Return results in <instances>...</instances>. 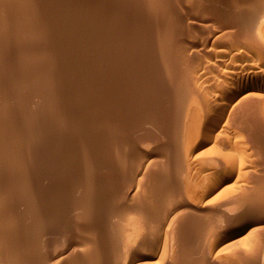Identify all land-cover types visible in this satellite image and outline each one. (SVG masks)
<instances>
[{
	"label": "rangeland",
	"instance_id": "rangeland-1",
	"mask_svg": "<svg viewBox=\"0 0 264 264\" xmlns=\"http://www.w3.org/2000/svg\"><path fill=\"white\" fill-rule=\"evenodd\" d=\"M26 262L264 264V0H0V264Z\"/></svg>",
	"mask_w": 264,
	"mask_h": 264
},
{
	"label": "bare ground",
	"instance_id": "bare-ground-1",
	"mask_svg": "<svg viewBox=\"0 0 264 264\" xmlns=\"http://www.w3.org/2000/svg\"><path fill=\"white\" fill-rule=\"evenodd\" d=\"M37 2V1H36ZM63 2V1H62ZM36 4V3H35ZM60 4V3H59ZM86 5V4H85ZM88 5V4H87ZM37 6V5H36ZM65 7V6H64ZM31 9V8H30ZM69 9V8H68ZM57 11V10H56ZM67 11V10H66ZM218 11V10H217ZM67 13H69V11L67 12ZM32 14V13H31ZM30 14V15H31ZM79 17V16H78ZM35 18V17H34ZM33 18V19H34ZM67 19L65 20V23H67L68 25H71L72 27H73V16L71 17H68V15H67V17H66ZM94 18H85V16H84V20H83V22H84V24H83V27H84V30L86 31V33H88L92 38H93V41L94 42H99V41H101L102 42V40H100V35L98 36V27H97V24H96V22L93 20ZM166 19V18H165ZM27 21V20H26ZM39 22V21H38ZM257 23V22H256ZM256 23H254V24H256ZM66 24V25H67ZM62 25V24H61ZM82 25V24H81ZM33 26V25H32ZM78 26V25H77ZM221 26H223V25H221ZM123 27V26H122ZM141 28V27H140ZM216 30V29H215ZM247 30V29H246ZM81 31H82V29H81ZM152 31V30H151ZM84 32V31H83ZM69 33V32H68ZM125 33V32H124ZM144 33V32H143ZM97 35V36H96ZM139 35V34H138ZM135 36V35H134ZM226 36V35H225ZM25 37V36H24ZM119 38H121V37H119ZM99 39V40H98ZM145 39V38H144ZM84 42V41H83ZM104 42V41H103ZM105 43V42H104ZM123 43V42H122ZM100 44H102V43H100ZM256 45V44H255ZM37 47V46H36ZM123 47V46H122ZM31 48V47H30ZM35 48V47H34ZM34 48H32V49H34ZM40 48V47H39ZM38 48V49H39ZM130 48V47H129ZM34 51V50H33ZM40 51V50H39ZM29 63V62H28ZM39 65V64H38ZM248 70V69H247ZM55 75V74H54ZM57 77H59V76H57ZM61 77V76H60ZM53 78V77H52ZM59 82H60V80H58ZM54 84V83H53ZM61 86V85H60ZM65 86V85H64ZM253 87V86H252ZM263 89V88H262ZM261 89V90H262ZM252 90V89H251ZM260 90V89H259ZM235 98H236V96L235 95H233L227 102H225L223 105H222V107H221V109L218 111V115H219V118L220 119H225V118H228L229 117V103L230 102H234L235 101ZM60 104H61V102H60ZM195 108V107H194ZM67 111V110H66ZM69 111H70V108H69ZM72 112V111H71ZM204 116V115H203ZM208 118V117H207ZM206 118V119H207ZM202 119H204V118H202ZM215 119V118H214ZM201 121V120H200ZM203 121V120H202ZM206 121H208V120H206ZM211 121V120H210ZM204 122H205V120H204ZM200 125H201V123H199ZM211 124V123H210ZM202 126V125H201ZM200 127V126H199ZM205 127V126H204ZM200 129H202V128H199V130ZM205 130V129H204ZM215 131H216V129H214ZM213 130V131H214ZM202 131V130H201ZM205 132H207L208 133V130L206 129L205 131H204V133ZM200 133V132H199ZM202 133V132H201ZM209 134V133H208ZM202 134H200L199 136H201ZM204 135H207V134H203V136ZM207 139V138H206ZM223 154V153H222ZM246 158V157H245ZM245 161V160H244ZM231 164H233V163H231ZM52 165V164H51ZM250 167V166H249ZM219 174V175H218ZM218 174H216V176L208 183V185L206 186V189H205V194H209V193H211V192H213L214 190H216L217 188H219V186L221 185V187L223 186H227V184H228V179L230 178V175H231V173H230V171L229 172H226V173H224V175L223 174H221V173H218ZM243 178V177H242ZM235 191V190H234ZM250 205V204H249ZM259 229H261V228H259ZM177 231V230H176ZM200 232V231H199ZM241 232V231H240ZM177 234V233H176ZM259 234V233H258ZM184 235V234H183ZM243 234H241V233H238L237 234V236H242ZM66 237V236H65ZM179 237H181V236H179ZM183 237V236H182ZM181 237V238H182ZM260 237V236H259ZM180 238V239H181ZM222 242H215V243H213V247L214 246H217V245H220L221 243H223V242H225V241H228L229 239H227V237L225 238V237H222V239H220ZM184 241V240H183ZM182 242V241H181ZM202 244V243H201ZM183 245H184V243H183ZM185 246V245H184ZM183 246V247H184ZM130 247V248H129ZM129 247H127V248H129L127 251H126V256L129 254V252H131L132 253V251H134L135 249H133V247L130 245ZM181 247V246H180ZM133 249V250H132ZM184 249L182 248V251H183ZM224 250V249H223ZM181 251V250H180ZM186 251V250H185ZM212 251V250H211ZM173 253V252H172ZM184 253V252H183ZM174 255V256H173ZM184 256H186V255H184ZM187 257V256H186ZM176 258L177 257H175V254H171V257H170V259L171 260H176ZM182 258V257H181ZM179 262V261H178ZM27 263V262H26ZM28 264V263H27Z\"/></svg>",
	"mask_w": 264,
	"mask_h": 264
}]
</instances>
